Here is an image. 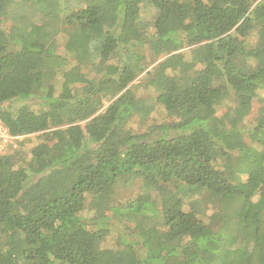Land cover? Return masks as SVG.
Segmentation results:
<instances>
[{
	"label": "trees",
	"instance_id": "obj_1",
	"mask_svg": "<svg viewBox=\"0 0 264 264\" xmlns=\"http://www.w3.org/2000/svg\"><path fill=\"white\" fill-rule=\"evenodd\" d=\"M0 120V264H264V0H0Z\"/></svg>",
	"mask_w": 264,
	"mask_h": 264
},
{
	"label": "rangeland",
	"instance_id": "obj_2",
	"mask_svg": "<svg viewBox=\"0 0 264 264\" xmlns=\"http://www.w3.org/2000/svg\"><path fill=\"white\" fill-rule=\"evenodd\" d=\"M22 5H23V3H20L19 7L16 10V12L18 14H22ZM154 11H152L150 8L148 9V7L147 8L145 7L143 9L142 18L144 19V21L147 24H152V23L154 24V21L156 18ZM8 18H9V16H8ZM58 41H59V49L61 51L64 49V46L66 44V37L61 35L59 37ZM155 65L156 64H154L150 68L154 67ZM63 80H64L63 75L62 76L59 75L56 79V82H55L56 90L59 93L63 88V82H64ZM144 80H145V74L138 77V79L134 83H132L131 86H132L133 90L136 89L137 91H139L140 95H142L146 98H150L154 102L156 94L152 90L148 91V90L144 89L145 83L147 82ZM143 92H144V94H143ZM104 102L105 103H104V107L102 110H104L109 105L108 102H106V101H104ZM232 104L233 103L230 101L222 102V104H220L216 109L217 116L219 118L223 117L225 115V113L227 112V109H229ZM257 110H258V106L256 103H254L253 109H252V114L245 120L244 125L249 126L252 124V122L254 121V119L256 117ZM167 120H169V118H168L167 113L164 110V108L162 106H160L159 104H155V112L153 114H151L150 118L146 122H141L137 119L135 121H132V123L130 124L129 127L135 133H143L149 127L153 126L154 124L162 123V122H165ZM82 124L84 125V123H82ZM26 138H23L22 141H24ZM33 139H34V137H33ZM138 186H139L138 183L137 184L133 183V185H130L127 187H125V186L119 187L118 195L116 196L119 203L125 202V201L130 200V199L131 200L135 199L136 196L139 194ZM211 207H213V206H209V208H211ZM211 213H212V209L208 212V214H211ZM88 214H90V213H86V215H88ZM118 238L119 237L117 234H113L109 238L106 239V241L103 243L102 246L106 247V248L117 249V248H119L118 247Z\"/></svg>",
	"mask_w": 264,
	"mask_h": 264
},
{
	"label": "built area",
	"instance_id": "obj_3",
	"mask_svg": "<svg viewBox=\"0 0 264 264\" xmlns=\"http://www.w3.org/2000/svg\"><path fill=\"white\" fill-rule=\"evenodd\" d=\"M26 136H13L0 120V156H4L19 149L20 143Z\"/></svg>",
	"mask_w": 264,
	"mask_h": 264
}]
</instances>
